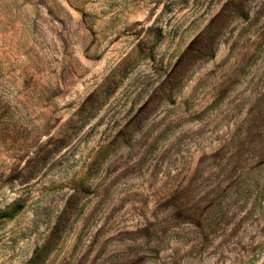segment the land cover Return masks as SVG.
I'll return each instance as SVG.
<instances>
[{
	"label": "rangeland",
	"instance_id": "1",
	"mask_svg": "<svg viewBox=\"0 0 264 264\" xmlns=\"http://www.w3.org/2000/svg\"><path fill=\"white\" fill-rule=\"evenodd\" d=\"M0 264H264V0H0Z\"/></svg>",
	"mask_w": 264,
	"mask_h": 264
}]
</instances>
